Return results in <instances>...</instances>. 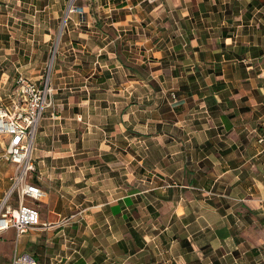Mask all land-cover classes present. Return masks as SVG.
Segmentation results:
<instances>
[{
	"label": "crops",
	"instance_id": "1",
	"mask_svg": "<svg viewBox=\"0 0 264 264\" xmlns=\"http://www.w3.org/2000/svg\"><path fill=\"white\" fill-rule=\"evenodd\" d=\"M115 1L0 8V64L17 50L35 80L56 51L28 178L46 195L23 201L40 232L27 252L9 229L0 264L15 247L37 264H264V0ZM15 171L0 164V193Z\"/></svg>",
	"mask_w": 264,
	"mask_h": 264
},
{
	"label": "built area",
	"instance_id": "2",
	"mask_svg": "<svg viewBox=\"0 0 264 264\" xmlns=\"http://www.w3.org/2000/svg\"><path fill=\"white\" fill-rule=\"evenodd\" d=\"M71 6L72 4L68 11L74 10ZM54 52L55 50L52 57ZM48 78L47 73L43 82L36 83L19 73L15 80L17 102L11 109L0 106V135L8 136L5 148L0 150V164L11 163L16 167L11 176V187L0 203V234L14 229L18 238L39 226L37 209L25 205L23 201L29 198L38 202L46 195L39 186L29 182L28 178L33 171L31 152L34 134L44 112L52 105V89ZM172 99L177 101L174 94ZM13 196L18 201L16 207L7 204ZM10 264H37V261L29 253L18 252L15 247Z\"/></svg>",
	"mask_w": 264,
	"mask_h": 264
},
{
	"label": "rangeland",
	"instance_id": "3",
	"mask_svg": "<svg viewBox=\"0 0 264 264\" xmlns=\"http://www.w3.org/2000/svg\"><path fill=\"white\" fill-rule=\"evenodd\" d=\"M115 0H6L5 3L2 4V2L0 1V8H12V9H22V10H41V9H53L55 10L58 15L59 13L62 12H66L68 11V7L70 4H72L71 8H74V11L79 12V10H83L82 6H87V8L91 11H97V8H99V6L101 8H106L109 6L110 4L115 3ZM108 3V4H107ZM7 5V6H2V5ZM63 13V15H64ZM82 13V12H79ZM64 17V16H63ZM27 20H45V18L43 16H39L36 18H27ZM56 20H59V18H57ZM60 23H59V29L62 26V20L60 19ZM58 25V24H55ZM65 26V25H64ZM12 30V29H9ZM59 33H57L56 35H58ZM58 39V38H56ZM16 43V41H15ZM57 49V48H56ZM17 50H7V53L4 54V56L7 57V59H5L3 61L2 64H0V74L5 73L8 77L5 81H0V89L2 90V93L0 94V105L2 106H10L11 105V100L14 97V95H12V92H14V90H16V83L15 80L17 78V76L19 75V70H15V67H19V64H14L11 62L12 58H15L16 56H18V54L16 53ZM28 50H20L19 51V56L24 57V58H28L26 54H28ZM52 52H53V48L50 51V55L48 56V60L45 66L44 71L41 74V77L39 79H30L36 83L39 82H43L44 79L47 76V73L49 74V78L48 81L50 82V78H51V71L54 65V61H55V55H56V51H55V55L52 57ZM39 59L40 56L37 54L36 55ZM52 61V65L51 67H49V63ZM25 76V75H24ZM3 136H0V141L2 140ZM2 172L6 171L7 166H1ZM5 196V192L0 193V199H3V197ZM15 197V196H13ZM1 202V200H0ZM14 202V201H12ZM25 203L27 204H31L35 207L37 206V203H31L26 201ZM39 230H35V231H27L26 233H24L25 235L31 236L34 235V233H39L37 232ZM21 235L18 238L17 241V246L19 250H25L27 252H30L29 248L26 247V243H25V235ZM12 235V237L10 238V236ZM15 235L14 233L12 234V231H5L3 233L0 234V248H4L10 245V248L14 246L15 244ZM38 239L44 238L43 235H40V237H37ZM30 243H27V246ZM11 250V249H10ZM2 259H7V257H2Z\"/></svg>",
	"mask_w": 264,
	"mask_h": 264
},
{
	"label": "bare ground",
	"instance_id": "4",
	"mask_svg": "<svg viewBox=\"0 0 264 264\" xmlns=\"http://www.w3.org/2000/svg\"><path fill=\"white\" fill-rule=\"evenodd\" d=\"M49 67H51V61H50V63H49Z\"/></svg>",
	"mask_w": 264,
	"mask_h": 264
}]
</instances>
